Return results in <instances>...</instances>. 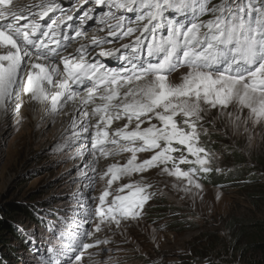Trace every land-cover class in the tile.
Here are the masks:
<instances>
[{
  "label": "snow or ice",
  "instance_id": "obj_1",
  "mask_svg": "<svg viewBox=\"0 0 264 264\" xmlns=\"http://www.w3.org/2000/svg\"><path fill=\"white\" fill-rule=\"evenodd\" d=\"M81 6L0 0V113H19L26 98L52 116L69 115L67 140L77 146L85 187L105 183L98 197L85 199L92 204L78 201L85 207L79 223L78 212L71 223L62 218L59 238L71 242L48 251L64 256L63 264H85L87 250L111 243L97 233L144 218L155 195L144 173L157 169L179 182L173 188L202 199L203 177L223 171L201 139L210 136L208 125L214 131L223 120L234 133L264 125V0H92L73 27L71 12ZM89 21L104 35L89 36ZM182 67L187 72L172 82ZM118 121L126 122L114 128ZM122 153L130 154L126 163L100 167ZM133 175L140 179L113 189Z\"/></svg>",
  "mask_w": 264,
  "mask_h": 264
},
{
  "label": "rangeland",
  "instance_id": "obj_2",
  "mask_svg": "<svg viewBox=\"0 0 264 264\" xmlns=\"http://www.w3.org/2000/svg\"><path fill=\"white\" fill-rule=\"evenodd\" d=\"M34 1L32 4L41 0ZM186 72L179 71L170 79L179 83L181 75ZM39 106L25 98L19 113L10 112L0 119L1 217H11L13 205L21 208L18 216L14 215L19 220L13 226L15 232L7 234L6 244L0 249L7 264H52L41 261L52 255L48 249H60L63 244L71 242V238L62 242L57 234L53 236L52 226L56 225V231L60 233L65 226L63 220L71 223L74 212L80 214L76 216L79 223L85 207L93 203L90 199L85 203V199L98 197L105 187V183L98 179L93 186L85 187L89 181L77 171L83 168L81 159L75 158L77 146L67 140L70 135L64 130L65 120L70 118L66 114L52 116L46 111L35 110ZM125 122L118 121L113 127ZM208 127L210 136L201 139L218 157V166L223 169L218 174H223L227 168L230 171L236 168L232 158L237 150L246 157V165L253 167L256 164L249 162L252 158L258 161V157H264V125L253 127L249 123V132L241 129L239 133H234L223 120H217L214 131L211 125ZM219 137L222 139L218 140ZM149 155L138 154L140 159ZM129 156V153H122L101 163L106 166L113 162L123 164ZM143 175L153 185L149 191L155 193L145 206L144 218L139 223L129 222L123 230L97 233V237L111 243L94 247L90 257L85 255V264H111V260L117 264H193L192 259L197 258L200 249L198 241L203 235L219 241L233 222L264 221V201L251 200L246 191L234 186L205 184L202 179L203 198L193 199L173 188V183H179L174 177L160 175L157 169ZM139 179V175L124 177L113 184V189ZM78 201L85 207H80ZM24 211L32 218H28L29 214ZM183 221L189 226L175 225ZM89 227L85 224L79 230ZM71 230L74 232L75 227ZM257 237L261 241L264 234ZM59 258L62 262L65 259L62 255L53 257L54 261Z\"/></svg>",
  "mask_w": 264,
  "mask_h": 264
},
{
  "label": "trees",
  "instance_id": "obj_3",
  "mask_svg": "<svg viewBox=\"0 0 264 264\" xmlns=\"http://www.w3.org/2000/svg\"><path fill=\"white\" fill-rule=\"evenodd\" d=\"M234 155L232 160L236 168L233 167V170L229 172L225 169L221 175L213 171L203 177V182L222 187L234 186L241 191H246L251 200L264 201V157H258V161L252 158L249 162L256 164L253 167L246 165V157L239 150L235 151ZM182 168L187 169L188 166ZM11 211L13 214L9 218L1 217L0 214V249L6 244L7 234L12 235L15 232L16 229L13 226L19 221L14 215L18 216L21 208L13 205ZM25 214H29L28 218H32L30 213L25 212ZM187 224V221H183L175 225L187 227L189 226ZM259 234H264V221H253L247 224L233 222L219 241L211 240L208 235H203L198 241L200 249H198L197 258L192 259L193 264H264V239L259 241L257 237ZM27 248L32 253V249ZM4 259V253L0 252V264H7Z\"/></svg>",
  "mask_w": 264,
  "mask_h": 264
},
{
  "label": "bare ground",
  "instance_id": "obj_4",
  "mask_svg": "<svg viewBox=\"0 0 264 264\" xmlns=\"http://www.w3.org/2000/svg\"><path fill=\"white\" fill-rule=\"evenodd\" d=\"M19 2L22 4V5H24V6H27V5H30V4H32V3H34L35 1L34 0H19ZM39 105V104H38ZM35 110H39L40 112L43 110V111H45L44 110V108L40 105L39 106V108H36ZM9 114V113H8ZM67 115V114H66ZM4 116H6L5 114H3V113H0V119L2 118V117H4ZM68 117H69V115H67ZM64 130H65V132L67 133V134H69V135H71V128H70V120H65V123H64ZM81 166H83V163H81L80 164ZM100 167H106V165L105 164H102L101 162H100ZM73 229V228H72ZM75 231H77V229L75 228ZM74 231V232H75ZM80 231V230H79ZM94 239V238H93ZM93 249V248H92ZM92 249H89L88 251H87V253H91L92 254ZM51 253V252H50ZM86 253V254H87ZM52 254V253H51ZM53 255V254H52ZM87 256L89 257V255L87 254ZM59 261H60V258H59ZM61 263L63 264V262L61 261Z\"/></svg>",
  "mask_w": 264,
  "mask_h": 264
},
{
  "label": "clouds",
  "instance_id": "obj_5",
  "mask_svg": "<svg viewBox=\"0 0 264 264\" xmlns=\"http://www.w3.org/2000/svg\"><path fill=\"white\" fill-rule=\"evenodd\" d=\"M226 170L229 172V171H230V168H227ZM247 178H248V177H247ZM175 216H176V215H175Z\"/></svg>",
  "mask_w": 264,
  "mask_h": 264
}]
</instances>
